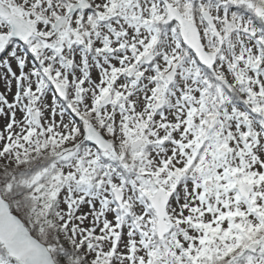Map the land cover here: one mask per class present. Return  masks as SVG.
<instances>
[{"label":"snow or ice","instance_id":"6c2138e0","mask_svg":"<svg viewBox=\"0 0 264 264\" xmlns=\"http://www.w3.org/2000/svg\"><path fill=\"white\" fill-rule=\"evenodd\" d=\"M0 264H264V0H0Z\"/></svg>","mask_w":264,"mask_h":264}]
</instances>
